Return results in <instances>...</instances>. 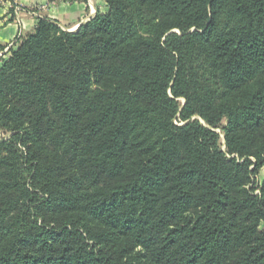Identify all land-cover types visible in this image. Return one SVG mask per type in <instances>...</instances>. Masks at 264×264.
<instances>
[{"label": "trees", "instance_id": "16d2710c", "mask_svg": "<svg viewBox=\"0 0 264 264\" xmlns=\"http://www.w3.org/2000/svg\"><path fill=\"white\" fill-rule=\"evenodd\" d=\"M105 3L0 65V264H264V0Z\"/></svg>", "mask_w": 264, "mask_h": 264}, {"label": "crops", "instance_id": "0c3cea01", "mask_svg": "<svg viewBox=\"0 0 264 264\" xmlns=\"http://www.w3.org/2000/svg\"><path fill=\"white\" fill-rule=\"evenodd\" d=\"M107 7L105 0H103ZM97 8V7H96ZM93 0L85 3H67L49 0H0V45L4 47L3 59L9 50L17 47L23 38L33 34L41 19L56 22L62 29L77 30L80 25L92 19L96 11ZM108 9H106L105 13ZM15 45V46H14ZM6 136L0 130V140Z\"/></svg>", "mask_w": 264, "mask_h": 264}, {"label": "rangeland", "instance_id": "374dc122", "mask_svg": "<svg viewBox=\"0 0 264 264\" xmlns=\"http://www.w3.org/2000/svg\"><path fill=\"white\" fill-rule=\"evenodd\" d=\"M93 4L95 5V9H97L96 11H98V12L99 11L104 12L107 9V7L105 6L103 0H93ZM69 30L70 29H66V31H69ZM2 63H0V65ZM226 124H227V121H226V119H224L222 121V123L219 125V127L215 129V131L220 135L219 143H220V145H221V147H222L223 150H225V142H224V132H223V129L226 126ZM6 137H8V134H6V136L4 138H6ZM251 169H254V165L251 166ZM263 183H264V168H261L260 167L257 170V173L255 175H253V182L248 186V189L253 194L257 195V194H259V189H260V187H261V185ZM260 230H264V221H262L261 224H260Z\"/></svg>", "mask_w": 264, "mask_h": 264}, {"label": "built area", "instance_id": "2783aa9c", "mask_svg": "<svg viewBox=\"0 0 264 264\" xmlns=\"http://www.w3.org/2000/svg\"><path fill=\"white\" fill-rule=\"evenodd\" d=\"M74 31H75V30H69V32H74ZM18 44H19L18 42L15 43V45H17V46H18ZM15 45H14V46H15ZM10 51H11V50H9V53H10ZM1 59H3V56H2V53L0 52V61H1Z\"/></svg>", "mask_w": 264, "mask_h": 264}, {"label": "water", "instance_id": "95a60500", "mask_svg": "<svg viewBox=\"0 0 264 264\" xmlns=\"http://www.w3.org/2000/svg\"><path fill=\"white\" fill-rule=\"evenodd\" d=\"M75 32V31H74Z\"/></svg>", "mask_w": 264, "mask_h": 264}]
</instances>
